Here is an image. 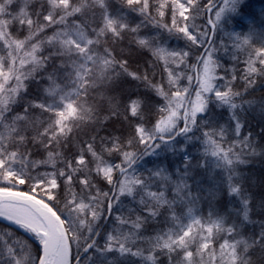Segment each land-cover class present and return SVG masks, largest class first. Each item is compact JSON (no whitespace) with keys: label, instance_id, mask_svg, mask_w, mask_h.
Masks as SVG:
<instances>
[{"label":"snow or ice","instance_id":"snow-or-ice-1","mask_svg":"<svg viewBox=\"0 0 264 264\" xmlns=\"http://www.w3.org/2000/svg\"><path fill=\"white\" fill-rule=\"evenodd\" d=\"M260 78L252 0H0V264H264Z\"/></svg>","mask_w":264,"mask_h":264},{"label":"trees","instance_id":"trees-1","mask_svg":"<svg viewBox=\"0 0 264 264\" xmlns=\"http://www.w3.org/2000/svg\"><path fill=\"white\" fill-rule=\"evenodd\" d=\"M261 8H264V0H252V10L253 11H255L258 14L259 10ZM48 34H51L50 31ZM20 38H23V37L21 36ZM127 43H128V40H127V38H125V40L123 41L122 44L116 45L114 55H116L118 58L121 56V54H123L125 56H130V58H131V62L129 65L130 71H137L141 75L147 74L149 76H152L154 81H160L161 78L163 77L165 87H167V73H165L163 71L164 62L163 61L156 62L155 67H153L150 63L137 62L135 53H129L128 52ZM192 62H194V59L192 61H190V63H192ZM172 67L175 68V65H172ZM242 69H243V65L241 64L239 66V70L242 71ZM185 71H188V70H185ZM189 74H192L193 76L196 75V73L194 71L189 72ZM181 83H182V86L188 85V80L186 79V77L182 80ZM192 83H193V86L196 85L195 79L193 80ZM217 83L223 84L224 82L218 81ZM233 84H234V90H236V91H242L243 90V80L233 82ZM262 85H264V78L258 79L254 90L252 88H250L249 92L251 94L245 97L246 100L253 101V109H254L253 111H250V113L246 116V120L248 121V123L246 125L245 130H244L245 134H247V132L249 130H252V128L255 127L257 122L260 121L261 116L264 115V113H262V111H261V106L264 105V87H262ZM124 91L125 92H130V91L135 92L138 90L134 87H130L128 85H125ZM113 95H115L117 97V99H119V93H113ZM105 107L107 108V105H105ZM103 115H107V111H105L102 114V116ZM102 116H101V118H102ZM114 127L117 130V134H119L121 131H123L124 134L127 135V130H126L127 126L126 125L124 126L123 129L121 128V125L119 123L115 124ZM111 129H112V125H110L109 131H111ZM255 131L258 132L259 128H255ZM101 135H104V133L101 132ZM80 138L81 139H87L88 137L86 135H82ZM78 149H79V144L73 143L71 151L77 152ZM256 151L258 154L255 156H249L250 164L247 168H242V171L244 172L245 176H251V181L249 182L251 184V187L249 190L256 194L254 197V211L258 213L261 211L259 205L261 202V191L262 190L260 188L256 187V184H257V177L264 175V155L259 154L261 151L259 148H257ZM45 156H46V154H45ZM37 158H41V157H37ZM101 185L103 186V182H101ZM21 187H25V186H21ZM253 219L258 220L259 217L254 215ZM215 247L218 249V244L215 245Z\"/></svg>","mask_w":264,"mask_h":264}]
</instances>
